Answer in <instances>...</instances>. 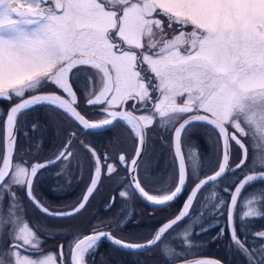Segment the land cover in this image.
<instances>
[{
    "label": "snow or ice",
    "instance_id": "snow-or-ice-1",
    "mask_svg": "<svg viewBox=\"0 0 264 264\" xmlns=\"http://www.w3.org/2000/svg\"><path fill=\"white\" fill-rule=\"evenodd\" d=\"M46 174L80 195L51 205ZM101 188L111 218L88 215ZM105 242L126 264H264V0H0V264H96Z\"/></svg>",
    "mask_w": 264,
    "mask_h": 264
},
{
    "label": "flooded vegetation",
    "instance_id": "flooded-vegetation-1",
    "mask_svg": "<svg viewBox=\"0 0 264 264\" xmlns=\"http://www.w3.org/2000/svg\"><path fill=\"white\" fill-rule=\"evenodd\" d=\"M94 119H98V117H93ZM163 127L157 132H154L152 135L155 137L156 143L153 144V168L150 172L151 175H160L163 174L170 164V156L169 150L163 148L159 143L161 136L163 135ZM56 140L55 132L48 133L47 136V146L44 147L43 151L46 153L50 149L53 148ZM194 143L198 145L199 149L203 150L205 146L208 145L209 137L201 134L199 138H193ZM95 145L103 151H107L108 148L106 146L109 145V134L103 133L95 138ZM205 156H210V152L206 151L204 153ZM54 181L51 180L50 176L46 174L45 181L42 183L40 187V196L50 203L53 206L70 204L75 201L77 197L80 195V188L76 185H73L71 188H68L62 192H52L51 186ZM106 185H110V182L106 181ZM106 189L101 188L100 193L95 196V199L92 201V206L89 209L88 215H97V218H111L113 216V212H106L104 209V193ZM114 194V193H113ZM134 210L136 215V219L140 222L141 226L139 228L134 229L135 231L147 234L154 230L156 226L153 220L147 218L146 206L144 203L136 201L132 205V209ZM28 214L32 219V222L36 224L38 227L45 229L42 233L41 238L46 240V247L49 249H55L58 243L63 242L62 237H58L56 234L63 232V229L52 228L51 224L53 222L50 221V218L43 216L38 211L28 208ZM198 231V229H197ZM205 247L202 249L204 253H207V257H214L217 255H223L225 241L221 240L216 243H212L211 240L207 237L204 239ZM150 255V254H145ZM103 259L104 264H112L115 262L120 264H126L128 257H123L120 254L114 252L111 246L105 242V244L99 250L97 256L95 257L96 264H100V261ZM143 259V257H142Z\"/></svg>",
    "mask_w": 264,
    "mask_h": 264
},
{
    "label": "trees",
    "instance_id": "trees-1",
    "mask_svg": "<svg viewBox=\"0 0 264 264\" xmlns=\"http://www.w3.org/2000/svg\"><path fill=\"white\" fill-rule=\"evenodd\" d=\"M112 264H114V263H112ZM115 264H120V263H116V262H115Z\"/></svg>",
    "mask_w": 264,
    "mask_h": 264
},
{
    "label": "water",
    "instance_id": "water-1",
    "mask_svg": "<svg viewBox=\"0 0 264 264\" xmlns=\"http://www.w3.org/2000/svg\"><path fill=\"white\" fill-rule=\"evenodd\" d=\"M206 258H212V257H206Z\"/></svg>",
    "mask_w": 264,
    "mask_h": 264
}]
</instances>
